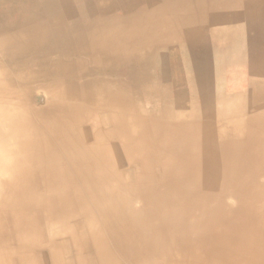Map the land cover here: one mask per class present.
Here are the masks:
<instances>
[{
  "label": "bare ground",
  "instance_id": "1",
  "mask_svg": "<svg viewBox=\"0 0 264 264\" xmlns=\"http://www.w3.org/2000/svg\"><path fill=\"white\" fill-rule=\"evenodd\" d=\"M82 2L0 0V264H264V0Z\"/></svg>",
  "mask_w": 264,
  "mask_h": 264
},
{
  "label": "rangeland",
  "instance_id": "2",
  "mask_svg": "<svg viewBox=\"0 0 264 264\" xmlns=\"http://www.w3.org/2000/svg\"><path fill=\"white\" fill-rule=\"evenodd\" d=\"M94 0H83V2L78 6L79 10H77L76 12V18H73L75 20H79L80 17H85L87 15V13L92 10V4H93ZM23 5H26V3H24ZM70 15V14H69ZM68 15V20H67V24H71V20H73L72 18H70ZM77 22V21H76ZM74 24V22H73ZM72 25V24H71ZM81 29V28H80ZM75 31V29L70 30V33H73ZM40 96H42L44 98V92L42 93V90H40Z\"/></svg>",
  "mask_w": 264,
  "mask_h": 264
},
{
  "label": "crops",
  "instance_id": "3",
  "mask_svg": "<svg viewBox=\"0 0 264 264\" xmlns=\"http://www.w3.org/2000/svg\"><path fill=\"white\" fill-rule=\"evenodd\" d=\"M3 1V0H2Z\"/></svg>",
  "mask_w": 264,
  "mask_h": 264
}]
</instances>
